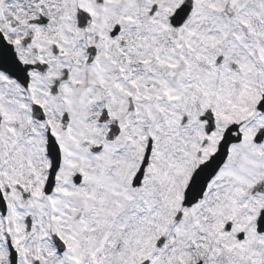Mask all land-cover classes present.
<instances>
[{
	"label": "snow or ice",
	"instance_id": "1",
	"mask_svg": "<svg viewBox=\"0 0 264 264\" xmlns=\"http://www.w3.org/2000/svg\"><path fill=\"white\" fill-rule=\"evenodd\" d=\"M0 264H264V0H0Z\"/></svg>",
	"mask_w": 264,
	"mask_h": 264
}]
</instances>
